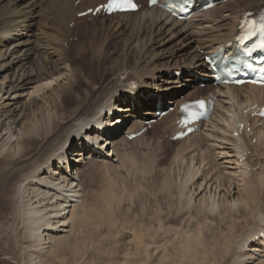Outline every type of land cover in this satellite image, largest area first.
Listing matches in <instances>:
<instances>
[{"label":"bare ground","instance_id":"6f19581e","mask_svg":"<svg viewBox=\"0 0 264 264\" xmlns=\"http://www.w3.org/2000/svg\"><path fill=\"white\" fill-rule=\"evenodd\" d=\"M105 1L0 0V235H8L6 240L0 236V258L11 264H48L87 224L112 227L114 222L101 219V213L117 199L115 183L88 194L84 182L99 166H136L128 153L133 141L156 146L166 135L172 138L179 105L200 98L181 96L192 88L200 94L196 84L206 81V98L216 101L214 114L199 132L175 143L187 148L170 158L185 171L177 182L182 207L176 218L170 211L156 212L152 224L135 231L132 243L139 263L151 249L154 264H204L210 254L211 264L216 258L223 264H264V198L255 193L259 184L264 186V121L252 118V111L243 113L264 105V88L217 85L205 60L236 44L246 14L264 8V0H217L213 10L197 11L185 21L160 6L91 16L90 23L78 18ZM39 18L46 23L42 29ZM83 22L89 30L106 28L118 39L125 37L105 54L109 42L101 48L70 44ZM21 46L31 47L23 54ZM171 104H177L176 110L153 131L128 139ZM237 122L250 132L234 137ZM72 152L75 159H70ZM165 167L160 177L170 165ZM160 177L158 194L167 189L166 176ZM96 213L98 219L91 220ZM216 217L221 225L212 228L210 219ZM206 224L220 233L218 246L211 245L213 231L206 233L211 238L201 235Z\"/></svg>","mask_w":264,"mask_h":264},{"label":"rangeland","instance_id":"374dc122","mask_svg":"<svg viewBox=\"0 0 264 264\" xmlns=\"http://www.w3.org/2000/svg\"><path fill=\"white\" fill-rule=\"evenodd\" d=\"M42 20L43 19L39 18L38 19L39 22L36 21L40 29L44 28V25H46L45 21H42ZM88 22L90 23V20ZM71 26L73 27L74 23ZM76 28H77L76 29L77 31L75 30V33L73 34V36L75 37L72 38V42H70V44H73L74 42L75 44L77 43L78 45H81V46L85 44L88 48L94 44L96 48L97 46L98 48H101L102 46H104L102 45L103 43L109 42L108 48L103 49V52H104L103 54H105L106 51L104 50L106 49L107 51H109V50H114V48H117V46L120 45L119 41L121 40V38L125 37L124 35L120 37V39H118L119 37H117V35L110 33L109 30H106V28L102 29L99 27L100 31L98 28H95L96 30H91V29L89 30L87 29V22L78 23ZM88 30L90 31V33L87 32ZM92 31L93 32L95 31V33H92ZM102 32L104 35L102 34ZM90 34H92V37ZM93 38H95L96 41ZM84 40L88 42H85ZM99 40L100 42L101 41L102 42L99 43ZM95 43H98V44L96 45ZM30 47L31 46H28V47L21 46L20 49L24 51L23 54L24 53L26 54V51ZM66 47L68 48L69 46H66ZM71 55L74 56L73 51L71 52ZM199 88L204 89L203 86H200ZM191 92L194 93L193 91ZM146 141L143 140L142 141L143 143L141 142V140L133 141L132 147H130V149L128 150L129 156L130 157L132 156L137 159L136 161L138 162L136 163V166H130L129 169L127 168L128 171L125 170L124 168L108 169V168L99 166L95 169V173L93 177L90 178V181L87 180L85 181L86 183L84 182L85 190L87 192L89 190L88 194H91L92 192L94 194L96 191L99 192L100 190L102 191V188L106 185L107 182L115 183V187H116L115 192H116L117 199L114 203H111L113 205H111L112 208L110 207V210L108 209L105 211V207H103L102 213H101L102 215L101 219H104L105 221H112L114 222L113 225L115 224L116 226L111 225L112 227L107 228L106 227L107 224L106 225L104 224L105 226L98 225V227H96L94 224H91V226L90 224L89 225L87 224L83 228V230H81V233L80 232L76 233L77 236L73 235L74 237L72 236L73 238L71 237L70 238L71 240L69 239L70 241L69 240H68L69 242L67 241L68 245L67 243L63 244L62 249L64 251L60 249L61 252L63 251L62 252L63 255L61 253H58L59 251H57L55 255L57 256L60 255V256L58 257L55 256V258L53 257L52 259H49L50 262H48V264H143V263L145 264L153 263L154 264L153 257L149 255L151 253L150 251L151 249H149V254H146L144 256V259L146 260V262L144 260L139 263V260H140L138 256L139 253L137 249L134 247V244L132 243L133 241L132 238L134 237V233L135 231H137L138 228H142L143 225L145 227L147 225L152 224V220H153L152 217L156 212L161 211V213H163V210L170 211L171 216L174 214L172 216L173 218L177 217V215L175 216V214L178 211H180V208L182 207V204H181L182 199L180 198L181 195L180 193L178 194L179 188L181 186L177 182L178 181L180 182V180L183 179V177L185 176V171L183 169L184 167L181 168V166L180 167L174 166L175 164L174 163L172 164L171 162L172 159L170 160V158H174L175 150L177 151V149H182L183 147L187 148V146H183L181 148L179 143L178 144L173 143L175 144L173 145V144H168L166 142L165 143L160 142V145L158 144L156 146L155 144L153 145L151 143L152 145L151 146L149 144L150 141L148 140ZM142 144L143 145L145 144L144 146L147 147V149L144 148ZM70 158L75 159L76 156L72 155L70 156ZM167 162L170 165L169 167L170 169L167 167L169 166ZM163 166L164 167L166 166L165 167L166 170L168 168V172L166 171L165 175L163 174V176H166L167 178V183H166L167 189L165 188L160 193L161 194L160 195L156 192L157 190L156 188H158L157 180H158V177H160L159 175L160 173L158 174V171L160 167L164 168ZM130 169L131 170L133 169L134 172L130 171ZM172 170L174 171L172 172ZM129 172H131L132 174ZM256 180L254 181L253 185L257 184ZM259 185L260 186H257V188L255 187L256 188L255 193L257 192L256 194H258V196H260L261 198H264V192H261V191H264V190H261V189H264V186L261 184ZM173 186H176L178 188V191L176 187L174 188ZM258 187L259 188L262 187V188L259 189ZM256 190L260 191L261 193ZM96 215L97 213L91 217V220H94V219L97 220L98 218H96ZM228 216L231 218L230 215ZM228 216L226 218H228ZM222 218H225V216ZM210 221L211 223H209V226H211V224L213 226L214 223L216 224L217 227L221 225L220 224L221 222L219 223V221L221 220H219L217 217L215 219L211 218ZM222 222H224L223 219H222ZM5 226H6V229L9 230L6 224ZM206 226L207 224L205 225V228ZM211 227H209V229ZM205 228L203 227L205 231L201 229V231L203 232L202 233L200 232L202 236L205 235L203 236V238L209 235L206 233H210L211 231H213L211 232V234H212V238L215 239V240L212 239V242L214 243H211L210 242L211 234H210L208 236L210 237L208 238L209 241L207 239L208 243L205 241V245L206 246L208 245V248L209 247L211 248L209 244L210 242L211 245L217 244L216 246H218L220 243L219 239L216 238L220 234L217 232L218 230L216 231L217 232L216 233L215 232L216 229L210 231L208 230V228L206 229ZM131 232H133V234ZM215 233L216 235L217 234L218 235L214 236ZM5 234L7 235V231L5 232ZM5 234L4 235L1 234V235L3 236V239L6 240L7 239L6 237H8V235L6 236ZM206 238L204 240H206ZM16 251L14 250L11 251L13 253L12 254L13 256L17 255L18 251L17 253H15ZM150 260H151V263H150ZM212 261H213V257H212V254H210L209 260L207 262L204 261V264L205 263L211 264ZM8 262L9 261H6V260H2V259L0 260V264H4V263L11 264V262L9 263ZM12 264H19V261H14ZM213 264H223V262H221L219 259L216 258Z\"/></svg>","mask_w":264,"mask_h":264},{"label":"snow or ice","instance_id":"6c2138e0","mask_svg":"<svg viewBox=\"0 0 264 264\" xmlns=\"http://www.w3.org/2000/svg\"><path fill=\"white\" fill-rule=\"evenodd\" d=\"M155 2V0H153V3ZM119 6V5H118ZM128 7H132V8H134L135 6L134 5H128Z\"/></svg>","mask_w":264,"mask_h":264}]
</instances>
